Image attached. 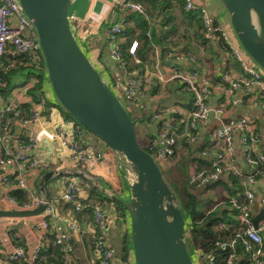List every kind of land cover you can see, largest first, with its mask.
Masks as SVG:
<instances>
[{
  "label": "built area",
  "instance_id": "1",
  "mask_svg": "<svg viewBox=\"0 0 264 264\" xmlns=\"http://www.w3.org/2000/svg\"><path fill=\"white\" fill-rule=\"evenodd\" d=\"M185 8L201 10V19L206 30V37H214V31L219 29L228 45V55L236 65L220 66L219 71H199L186 67L196 61L195 55L178 52L172 63H163L156 58L153 65L128 67L120 50L122 23L124 18L113 23L107 30L110 47L109 56L117 72L102 77L109 87L115 88V95L130 105H137V114L143 115L145 122L153 130L145 142L146 150L156 159L170 160L177 150L192 146L200 141L202 133L206 131L211 119H220L228 112H232L245 99L256 102L264 111V76L259 68L248 59L238 40L229 36L219 23L214 25L212 14L208 8L199 6L195 0H183ZM119 9L134 10L146 13L144 5L135 0H113L112 15ZM71 15L69 14V20ZM92 31L85 29L81 34V41H85ZM77 40V39H76ZM78 42V40H77ZM85 51V46L78 42ZM137 40L133 39L128 46L135 62L139 59L135 54ZM39 42L34 25L23 12L18 0H0V68L4 65L5 54L8 51L20 54L18 63L23 62L37 68L40 64ZM93 63V62H92ZM219 75L216 81L213 76ZM171 81L184 83L191 92L192 99L189 107L182 104L170 103L156 108L147 102H156L158 94L150 95L148 89ZM22 97V98H21ZM21 100L30 102L27 114L21 116L17 123L21 133L13 131L10 126L3 124L9 111L16 108ZM182 101L185 102L184 97ZM126 108V107H125ZM20 111V110H19ZM16 111V114L19 113ZM41 118V106L32 102L24 88H14L9 91L8 98H4L0 91V183L6 187L8 203L14 208L31 209L44 204L39 213L40 220L35 226L40 229L41 239L29 250L30 264L37 257L39 246L47 233H51L56 245L61 250V257L66 263L71 259L68 244L72 236L88 233L90 241L95 246L98 261L96 264H113V249L106 234L111 221L100 207L93 211V223L84 226L74 214H59L56 207L46 194L34 190L29 184L32 176H40L49 168V162L39 157L35 152L38 144L36 133L31 130V123ZM81 126H76L73 137L66 135L62 124L54 130L60 144L67 148L69 160L75 165V170L85 171L83 166L89 160L102 158L100 151L92 150L81 139ZM22 131H24L22 133ZM211 148L204 147L200 151L203 158H209L210 164L200 168L192 167L188 171L190 185H205L221 176L228 180L230 176L237 177V184L232 185L233 193L227 197V220H220L216 227L219 235L203 248L199 255L207 259L206 264H264V212L254 223V216L264 209V146L261 143V133L255 123L246 115L237 116L231 123H220L206 133ZM211 135V136H210ZM239 143V151L236 147ZM188 151V149L186 150ZM122 162L124 176L130 167L123 155L116 152ZM83 186L90 183L85 180ZM19 188L26 192L27 198L18 201L10 195L12 189ZM63 199L71 202L78 211L82 208L79 201V186L74 178L66 180L61 189ZM258 207H255V204ZM220 205L217 201L213 207ZM65 222L64 228L56 226L57 220ZM54 221V223H51ZM187 223V222H186ZM89 229V231H88ZM87 230V231H86ZM84 242V239H82ZM85 243V242H84ZM24 253L22 246L14 245L9 252L0 249V260L3 264H11L10 260L20 258ZM55 264V263H53Z\"/></svg>",
  "mask_w": 264,
  "mask_h": 264
},
{
  "label": "water",
  "instance_id": "2",
  "mask_svg": "<svg viewBox=\"0 0 264 264\" xmlns=\"http://www.w3.org/2000/svg\"><path fill=\"white\" fill-rule=\"evenodd\" d=\"M18 2L34 25L56 101L129 164L125 175L128 199L108 194L128 213L134 264H194L186 242V220L173 189L156 159L140 144L128 110L76 40L69 20L73 0ZM220 2L239 44L264 70V0ZM72 172L85 175L66 169L42 173L38 184L41 194L45 195L47 179ZM43 209L44 204L31 209L0 207V217L32 216ZM263 212L261 207L254 216L255 225Z\"/></svg>",
  "mask_w": 264,
  "mask_h": 264
},
{
  "label": "trees",
  "instance_id": "3",
  "mask_svg": "<svg viewBox=\"0 0 264 264\" xmlns=\"http://www.w3.org/2000/svg\"><path fill=\"white\" fill-rule=\"evenodd\" d=\"M135 1H139L144 5L147 15L134 10L119 9L114 20L104 22V27L108 30L113 23L120 21L122 17L124 18L120 34V50L123 58L126 60V66L129 68L135 66L143 67L145 63H148L151 66L156 61V58L160 59L163 63H172V59H174L175 55L180 51H183L186 54L192 53L195 55L196 61L186 67L196 68L199 71L208 70L217 63L222 64L223 67H228L231 64L236 65L233 58L228 55V45L221 34V30H215L214 37H206L204 35L206 28L201 19L200 8L187 9L185 8L183 0ZM198 5L201 6L200 3ZM218 18L219 15H212L214 25L218 24ZM133 39L137 40L135 54L139 59V62L134 61L128 50V46ZM39 54L40 64L37 68L26 64L24 58L22 63H18L17 60H19L21 56L20 54L12 53L11 51H8L5 54V57H3L4 65L0 68V91L2 92V95L4 98H8L10 90L14 88H24L25 92L31 96L32 102L41 105V112L46 117L49 116L50 108L55 104L61 109L63 115L71 118L75 126L84 127L67 111H65L56 100L52 101L50 98L44 97L43 85L44 80H47L46 66L41 50H39ZM213 77L216 81L220 79L219 75ZM163 89H165L166 92L163 93ZM148 92L150 95H160V97L156 99V102L159 99L162 100L158 102V104L161 102L159 106L168 105L170 102L179 103L186 107H189L191 104V92L187 89L184 83L179 81H171L160 86L152 87L148 89ZM182 97H184L185 102L182 101ZM29 103L30 102L25 100L18 102L16 108L6 114L2 123L10 126L13 131H16L17 127H19L17 120L21 116L27 114ZM152 104V101L147 102V105L150 107H159H154V104ZM132 106L134 107L133 116L129 111L128 113L134 123L135 121L139 122V120L146 117L145 113L141 115L137 114L135 111V108L139 106ZM16 111H19V113L16 114ZM147 127L149 126L147 125ZM148 133L149 134L147 135L149 136L152 131ZM145 142H140V144L147 149ZM211 146L212 144L207 139L202 138L199 142H197V144L190 147L191 158H186V161L196 163H194L193 166L191 165L190 168H200L204 164H210L211 160L209 158L201 157L199 153L202 148H211ZM170 160H174L173 157ZM50 168H54L51 163L49 165V169ZM75 176L80 179L87 180L90 183V186L83 189L84 193L80 194L79 201L82 204V208L78 211L71 202L63 199L61 196V186L66 180ZM229 179L230 180L221 176L206 183L205 185L196 186L195 189L190 188L186 181H184L181 187L182 189H177L175 191L173 187H171L174 192H176L180 209L182 210L184 208L186 213L191 216L190 219L191 224L193 225L192 232L194 241L197 239L200 230H202L203 238L199 240V245H202L203 248L210 244L211 241L219 235L216 224L220 220H227L228 216L226 214V209L228 206L217 205L216 207L218 211L215 215H209L210 211L206 213L205 211L197 210L195 207L198 200L197 196L199 195L197 192H201L205 189L211 190L215 188L217 183L221 182L224 183L229 195H231L233 193L232 185L237 184V177L232 175ZM38 180L39 177H36L33 183V188L37 191H39ZM60 183L61 185L59 186ZM44 192L47 198L55 204L56 212L64 215L72 213L77 219L82 221L84 226L93 223L92 217L95 207L102 208L108 203H112L115 208V214L106 237L113 249V264H126V262H128L130 257L129 253H132L129 217L125 207L121 203L113 201L110 196L101 191V189H99L91 179H86L83 175L75 172L50 177L45 182ZM9 194L16 197L18 201H22L27 198L26 192L19 188L12 189ZM8 234L14 245H20L24 248L23 255L18 259L10 260V263L30 264V249L26 245L25 239L16 234L13 229L8 230ZM68 249L71 253V259L64 263L61 257V250L56 245L52 234L47 233L46 237L42 239L37 257L33 264H90V259L84 252V245L81 238L72 236L68 244Z\"/></svg>",
  "mask_w": 264,
  "mask_h": 264
},
{
  "label": "crops",
  "instance_id": "4",
  "mask_svg": "<svg viewBox=\"0 0 264 264\" xmlns=\"http://www.w3.org/2000/svg\"><path fill=\"white\" fill-rule=\"evenodd\" d=\"M112 2L113 0H73L69 10V14L71 15L70 24L76 39L78 40V42L81 43L82 46L83 44L85 45L83 47H85V52L88 56L91 51L93 53L92 57H97L98 63L94 64L91 56H89L90 60L93 62L97 69L99 68L98 65L111 67V72L105 70V72L109 75L115 74L117 72L114 63L109 56L110 47L107 41V28L104 27L105 21H112L115 18V15H112L111 13ZM202 2L204 4L201 5L208 8L212 15H219L218 23L222 25V28H224V30H226V32H228L229 34V29H227L225 24H223L224 21L221 17L222 11L217 5V2L215 0H202ZM197 3L199 4V2ZM220 4L222 5V3ZM87 28L90 29L92 33L85 41L82 42L80 36ZM105 49L106 51H104ZM220 66H222V64H220ZM220 66L216 64L215 66L210 67L208 70L217 72L219 71ZM43 90L44 97L50 98L52 101L56 100L48 80H44ZM241 114L248 116L251 120L254 121L258 131L261 133L260 140L262 145L264 146V111L260 108L258 103L251 102L248 98L245 99L242 103H240L232 112L226 113L220 119H211L210 123L206 128V131L202 133L201 139H207L205 133L207 131H210L214 126L220 123H231L237 116ZM60 124L63 125L67 137H73L74 130L76 128L75 124L70 118L65 117L61 109L55 104L52 105V107L50 108V114L48 117H46L41 112V118L31 123V130L36 133L38 137V144L35 147V152L38 154L39 157L48 161L49 164H53L54 168L50 169H66L69 171H75L76 167L69 160L67 148L63 147L60 144L59 138L54 135L55 128ZM19 128L20 127H17V132L21 133ZM23 132L24 131H22V133ZM81 139L92 150L100 151L102 153V158H100L99 160H89L83 166V169H85V171H83L85 175L80 173L77 174L83 175L86 179H91L95 185H97L101 189H104L107 192L106 194L112 192L124 199H128L129 191L123 173L124 169L116 151L110 148L95 133L86 129L85 127L81 128ZM185 146L187 145L183 144V147H181L183 148V153L190 154V146H188L187 148L188 151H186L187 149L184 151ZM236 147L238 148L237 150L239 154V143L237 139ZM1 170L2 165L0 164V171ZM47 170H49V168ZM40 176L30 177L28 181L29 184L33 187L34 179L36 177H39L40 180ZM73 178L76 179L79 185L80 194L84 193L83 189L86 187L83 186V183L85 180L80 179L76 176ZM60 185L61 183L59 184V186ZM5 196L6 187L0 183V207L14 208L8 203ZM101 209L112 223L115 214L114 205L112 203H108ZM40 218V214L32 216L0 217V249L6 252H9L14 249V243L12 242L8 234V230L10 229H13L16 234L22 236L25 239L26 245L29 247V249H31L34 244L41 239L42 236L40 229L35 226V223L40 220ZM51 223H54V221H51ZM55 224L59 228H64L63 226L65 225V222L59 219L55 222ZM76 237L84 239V252L90 259V264H96L97 252L95 251L94 244L90 241L89 234L81 233L79 234V236L77 235ZM0 264H3L2 260H0Z\"/></svg>",
  "mask_w": 264,
  "mask_h": 264
},
{
  "label": "rangeland",
  "instance_id": "5",
  "mask_svg": "<svg viewBox=\"0 0 264 264\" xmlns=\"http://www.w3.org/2000/svg\"><path fill=\"white\" fill-rule=\"evenodd\" d=\"M195 1L199 2L200 4H204L202 2V0H195ZM215 1L217 2V5L220 7V9L222 11L221 17L223 18V21H224L223 24H225L227 29H229V31H230L229 36H231L234 40H237V38L234 34V31L231 28V25L229 22V15H228L227 11L222 7V5L220 4L221 2L219 0H215ZM104 51H106V49ZM92 54L93 53L90 51L89 56H91L94 64H97L98 63L97 57L96 56L92 57ZM247 56H248V59L250 60V62L253 65L257 66L264 76V70L258 64H256L250 58V56L248 54H247ZM98 67H99L98 71L100 72V75L102 77L106 76L105 70H108L110 72L112 71L111 67H109V66L98 65ZM112 90L115 91V88L113 86H112ZM163 90H162L163 93L166 92L165 89H163ZM120 101L123 103V105L126 107V109L133 116L134 107L121 98H120ZM159 101H162V100L159 99L155 104L153 103L154 107L159 106L161 104V102L158 104ZM64 116L70 118L69 116H66V115H64ZM142 121H143V119L139 120V122L135 121V129H136V133L139 137L138 140L140 142H143V141L145 142L147 140V137H148L147 134H149L148 132L152 131L153 129L150 126L147 127V124L145 122H142ZM194 145H195V143L192 144V146H194ZM185 150H186V148H184V151ZM189 152H190V149H189ZM186 158L190 159L191 155L189 153L184 154L183 148H179L177 150V153L174 154V156H173L174 160L163 161V160L156 158V161H157L165 179L167 180L169 185L171 187H173V189L175 191L177 189H182L181 187H182L184 181H186L188 183V186L190 188H192V189L196 188V186L190 185L188 182V171H189V168L191 167V165L192 166L194 165V162L193 163L190 161L188 162V161H186L187 160ZM186 171H187V173H186ZM174 193L176 195V192H174ZM197 194H199V195L197 196L198 200H197V203L195 204V207L197 208V210H202V211H205L206 213H208L210 211L209 215H215L217 213V211H218L217 207L216 208L213 207V205H215V203L217 201H220V205H224V204L228 203L227 197L229 196V193H228L224 183H221V182L217 183L215 185V188H213L211 190L205 189V190H202L201 192L198 191ZM177 203L179 205L178 197H177ZM255 207H258L257 203L255 204ZM212 209H214V210L211 211ZM182 211L184 213V217H185V220L187 222L186 223V229H185L186 242H187L189 252L192 256L193 262H194V264H206L207 259L205 258L204 255L201 256L202 262L199 261V255L203 251L202 245H199V240L203 238V232H202V230H200V233L198 234L197 239L194 241V236H193V232H192L193 231V229H192L193 225L191 224V219H190L191 216H190V214L186 213L184 208L182 209ZM197 240H198V242H197ZM129 254H130V257L128 259V262H126V264H134L132 253H129ZM97 261H98V258H97Z\"/></svg>",
  "mask_w": 264,
  "mask_h": 264
}]
</instances>
